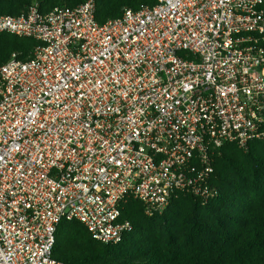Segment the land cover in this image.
<instances>
[{"label": "built area", "instance_id": "2783aa9c", "mask_svg": "<svg viewBox=\"0 0 264 264\" xmlns=\"http://www.w3.org/2000/svg\"><path fill=\"white\" fill-rule=\"evenodd\" d=\"M96 0L18 16L38 42L0 65V264L53 258L60 222L103 243L136 199L214 196V152L264 140V0H156L101 24Z\"/></svg>", "mask_w": 264, "mask_h": 264}, {"label": "trees", "instance_id": "16d2710c", "mask_svg": "<svg viewBox=\"0 0 264 264\" xmlns=\"http://www.w3.org/2000/svg\"><path fill=\"white\" fill-rule=\"evenodd\" d=\"M86 0H0V15L18 16L38 3L45 13ZM156 0H96L101 24L126 8L153 6ZM38 42L0 33V65L16 53L30 58ZM206 203L181 192L161 214L149 216L142 202L129 198L121 220L132 229L118 243L96 240L77 220L57 227L53 258L65 264H264V140L245 148L229 143L214 152Z\"/></svg>", "mask_w": 264, "mask_h": 264}]
</instances>
